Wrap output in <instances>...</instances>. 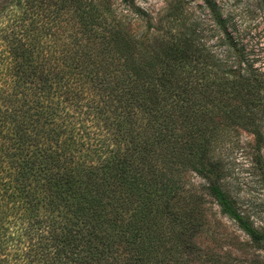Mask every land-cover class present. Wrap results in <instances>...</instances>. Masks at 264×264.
<instances>
[{
    "label": "trees",
    "instance_id": "1",
    "mask_svg": "<svg viewBox=\"0 0 264 264\" xmlns=\"http://www.w3.org/2000/svg\"><path fill=\"white\" fill-rule=\"evenodd\" d=\"M201 2L140 40L96 0H0V264H190L183 166L264 245L220 184L234 128L264 170V42Z\"/></svg>",
    "mask_w": 264,
    "mask_h": 264
},
{
    "label": "rangeland",
    "instance_id": "2",
    "mask_svg": "<svg viewBox=\"0 0 264 264\" xmlns=\"http://www.w3.org/2000/svg\"><path fill=\"white\" fill-rule=\"evenodd\" d=\"M221 10L240 12L249 7L252 31L260 33L264 42V18L253 6L258 0H217ZM98 7L109 19L127 26L130 33L140 40L162 34L168 27L196 19L209 24V15L201 0H96ZM178 28V25H177ZM154 37V38H155ZM232 145H225L221 152L220 184L236 202L238 210L249 219L253 227L264 233V170L255 165L249 148L252 137L234 128ZM234 142V143H233ZM179 177L184 189L193 190L194 196L185 204L187 214L194 220L193 230L186 232V242L197 251L186 254L190 264H264V245L251 242L236 224L223 216L215 202L205 191L202 176L187 166L180 167ZM186 196V195H185ZM176 232L178 230L176 229ZM209 254L204 263L199 255ZM203 259V258H202Z\"/></svg>",
    "mask_w": 264,
    "mask_h": 264
}]
</instances>
